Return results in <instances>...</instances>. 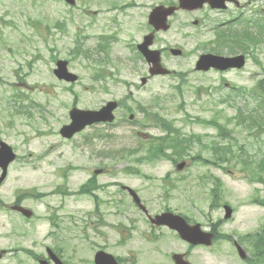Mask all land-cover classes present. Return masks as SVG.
I'll return each instance as SVG.
<instances>
[{
    "label": "rangeland",
    "instance_id": "rangeland-1",
    "mask_svg": "<svg viewBox=\"0 0 264 264\" xmlns=\"http://www.w3.org/2000/svg\"><path fill=\"white\" fill-rule=\"evenodd\" d=\"M172 2L177 0H77L71 9L63 0H0V139L16 153L0 186V248L21 247L47 258L48 246L65 264H95L98 249L120 257L119 264H173L171 255L179 252L193 264H264L254 259L252 241L243 240L264 223L257 201L264 199V181L248 177L264 156V133H250L237 118L239 109L264 117V44L231 52L229 30L217 51L213 33L189 27L198 13L178 9L158 43L181 46L184 53L166 60L170 74L140 86L135 43L146 32L151 9ZM238 3L231 13L249 18L248 26L264 16V0ZM241 27H233L237 38ZM202 53H244L246 63L224 72L198 71ZM58 59L68 62L76 81L53 74ZM109 99L120 100L123 115L117 110L113 122L70 138L59 134L73 104L96 109ZM174 133L184 142L176 155L165 145ZM226 144L243 147L252 162L210 164ZM168 153L173 161L163 158ZM181 161L187 163L176 169ZM96 168L107 174L97 176L105 191L95 206L84 184ZM132 189L150 214L169 208L205 229L217 223L226 237L190 247L168 229L152 233L133 204ZM15 200L32 211L29 218L10 209ZM225 203L233 210L227 219ZM233 238L246 251L244 259ZM0 264L38 262L17 250Z\"/></svg>",
    "mask_w": 264,
    "mask_h": 264
},
{
    "label": "water",
    "instance_id": "water-1",
    "mask_svg": "<svg viewBox=\"0 0 264 264\" xmlns=\"http://www.w3.org/2000/svg\"><path fill=\"white\" fill-rule=\"evenodd\" d=\"M68 3H74V0H65ZM212 6L222 7L224 5L223 0H209ZM202 4V0H180V5L183 7H197ZM173 12L172 7L164 8L162 6H156L149 15V22H151L156 28L162 27L166 29L168 24L166 23L167 15ZM148 43L144 42L140 45L142 52L145 54L149 61L154 63V73H166L167 70L162 68L159 64V56L157 51H152L147 48ZM178 53V51H175ZM245 57L242 54L235 56H223L212 53L201 54L196 62L195 68L198 70H208L209 68H216L219 70H225L231 67L241 68L244 65ZM54 73L59 79H64L66 81H71L76 78V75L69 72L67 69L66 60H58L56 63V68ZM115 107V102L108 103L98 110L91 109H79L73 107L70 111L71 122L67 125H64L60 132L63 136L70 137L74 132L82 129L86 124H90L96 121H112L113 113L112 109ZM15 158L11 147L5 142L0 141V167L2 173L0 175V183L3 180L7 165L10 161ZM185 162L182 161L176 165L177 169H181L184 166ZM134 194V193H133ZM134 198L139 201L137 195L134 194ZM22 209V208H20ZM226 214L225 217L230 216L231 209L228 206H225ZM26 215H29L30 212L23 210ZM158 224H168L170 227L176 229L180 236L190 243H203L209 245L211 243V233L203 232L200 230L199 224H196L192 227L188 226L184 219L179 215L172 214L170 212H164L156 216L154 219ZM239 254L244 257L246 254L244 250L238 246ZM49 254L56 264H62L56 256L48 249ZM176 264H189L188 262L182 260L181 257L175 256ZM95 262L97 264H116L111 255H108L104 252H98L95 255ZM42 264H47L45 260L41 261Z\"/></svg>",
    "mask_w": 264,
    "mask_h": 264
},
{
    "label": "flooded vegetation",
    "instance_id": "flooded-vegetation-1",
    "mask_svg": "<svg viewBox=\"0 0 264 264\" xmlns=\"http://www.w3.org/2000/svg\"><path fill=\"white\" fill-rule=\"evenodd\" d=\"M224 2H225L226 7L223 9L212 7L209 4V2H207V1L205 3H203L202 6L198 9H194L191 11L179 9V10H183V11H186L189 13H193V12L198 13V17H195L193 19V21L191 23L192 25H190L189 27L197 28V30L199 27H201L202 29L205 30L206 34L207 33H213V39H212L211 43L215 45V50H217V51H220V48H224V45L223 46L219 45V37L220 36L225 37L227 35V33L229 32V30L232 28L231 24L234 22V14L231 13L230 9L235 8V7L236 8L239 7V4H235L232 0H224ZM176 4L177 3H169V5H176ZM127 5L131 6V4H127ZM72 8H75V6L71 7V9ZM119 9H122V6ZM94 13H95V11H94ZM96 14H97V12H96ZM145 28H146V32L141 36V39L135 43V51L138 54V57H139L138 60H140V62L142 64V66H139L137 68V71L142 72L141 76H140V80H141V78H143V80L145 81V82L143 81L144 83H142L140 81V86H143L145 83L148 82V80H150L152 77L155 76V75H149L150 63L145 59V57L141 54V52L139 50V44H141L143 41L149 40V36H150V38L152 37V41L149 45V48L151 50H158L159 51L161 62L164 66H166V60L167 59H170L171 57L181 56L184 53L183 52L184 50L182 49L181 46H178V45L170 46L169 44H166V43L165 44L158 43V41H159V34L158 33L165 32L168 29L165 31L164 30H155L154 26L149 22L148 16H147V23H146ZM147 34H148V36H147ZM78 35H79V33H78ZM180 35L183 36V33H180ZM188 36L189 35H186L185 37H188ZM173 50H178L179 53L178 54L173 53ZM219 72H224V71H219ZM161 76H163V75H161ZM117 103H118V105H117L118 107L115 109V111H116L115 117L118 115V112H120L121 115H123V113L126 109V107L123 108L122 103L120 102L119 99L117 100ZM117 110H118V112H117ZM119 110H121V111H119ZM129 120L132 121L133 119L129 118ZM98 124L104 125L107 123H98ZM93 125H97V123L92 124L91 126H93ZM101 170H102V173L98 174V172ZM102 174H107V170L105 168H96L93 170L92 175L88 178L89 181L93 180V183L89 184V188L87 190L88 193L86 196H88L93 201L95 206H96V203H98L100 200L99 194H101L102 191H105V186L98 183L96 180L97 176L102 175ZM112 184L115 185L113 182H112ZM121 187H122V185H120V188ZM114 191H117L116 187H115ZM121 191L124 192V190H122V189H121ZM14 204H21V203L18 202L17 200H15L12 205H14ZM12 205H10V209H12V211L17 213L18 215L22 216V214L20 212H18L17 210H14L12 208L13 207ZM135 206H136L137 210H139L137 205H135ZM22 236H24V235H22ZM47 247L48 246H45V255L47 256L46 259L49 260V257L47 255V251H46ZM17 250L21 251L22 254H27V255L31 256V258H33L35 261H37L38 264H39V259L43 258L42 257L43 254L37 255V253L25 250L24 248H21V247L19 249L15 248V247L14 248L4 247V248H0V260L3 259L4 257H6V255L14 253Z\"/></svg>",
    "mask_w": 264,
    "mask_h": 264
},
{
    "label": "trees",
    "instance_id": "trees-1",
    "mask_svg": "<svg viewBox=\"0 0 264 264\" xmlns=\"http://www.w3.org/2000/svg\"><path fill=\"white\" fill-rule=\"evenodd\" d=\"M254 28L255 30H253ZM231 39L233 41V50L231 52H236L239 48V51H245V47H252L254 48L257 44H260L261 42L264 44V16H261L260 18L254 19V27L247 26V23L245 24V27L242 29V34L240 38L235 37V32L230 33ZM250 44V45H249ZM247 51V50H246ZM237 92L241 93V88L237 89ZM256 117L260 118L261 120H257ZM237 118L241 120L240 123H243L246 127L250 128V131L253 130V127L256 126L257 129V135H261V131L264 132V117L261 116H254L251 111L248 113L243 114L242 110L239 109L237 113ZM253 132V131H252ZM173 139L170 137L167 138V141L165 142L166 146H172L175 149L176 153H179V150L182 149L183 145L179 141L178 143H173ZM216 152V160L214 163L217 166H222L221 163L227 161L230 162L231 158H236L239 161H243L245 165H249L251 159H253L246 150L243 149V147H238V150L232 149L230 145L227 146H219ZM163 148L159 149V153H162ZM234 151H239V153H245V156L243 154L236 153ZM243 155V156H242ZM244 157L245 159H242ZM249 162V163H248ZM259 173H256L258 171H253L251 174V178L254 177V175L258 176V180L264 181V156L259 158L258 162L256 163ZM86 187V185H85ZM84 188V187H83ZM258 203L264 205V199L257 200ZM250 239L252 241V249L254 250V259L258 261L264 262V223L261 224L257 232L254 233H247L243 236V240L246 241V239ZM249 263L253 264L254 260H249Z\"/></svg>",
    "mask_w": 264,
    "mask_h": 264
}]
</instances>
